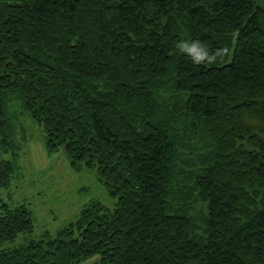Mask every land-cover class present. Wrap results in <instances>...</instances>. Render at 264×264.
I'll list each match as a JSON object with an SVG mask.
<instances>
[{"label": "trees", "instance_id": "16d2710c", "mask_svg": "<svg viewBox=\"0 0 264 264\" xmlns=\"http://www.w3.org/2000/svg\"><path fill=\"white\" fill-rule=\"evenodd\" d=\"M211 51L194 65L176 48ZM27 116L97 202L51 235L0 203V264H264V9L253 0H0V191ZM23 131V130H21Z\"/></svg>", "mask_w": 264, "mask_h": 264}, {"label": "rangeland", "instance_id": "374dc122", "mask_svg": "<svg viewBox=\"0 0 264 264\" xmlns=\"http://www.w3.org/2000/svg\"><path fill=\"white\" fill-rule=\"evenodd\" d=\"M253 1L264 9V0ZM20 122L23 129L19 127L16 134L20 146L18 170L10 187L0 191V203L11 208L24 205L31 214L33 231L3 244L2 248L7 250L38 240L45 232L55 234L74 222L90 203L97 202L109 210L115 206V199L107 194L94 171H72L62 150L46 155L42 129L32 124L27 116Z\"/></svg>", "mask_w": 264, "mask_h": 264}, {"label": "clouds", "instance_id": "9594fccd", "mask_svg": "<svg viewBox=\"0 0 264 264\" xmlns=\"http://www.w3.org/2000/svg\"><path fill=\"white\" fill-rule=\"evenodd\" d=\"M176 48L188 61L194 65L213 63L222 50L211 51L205 43L198 39H183L177 42Z\"/></svg>", "mask_w": 264, "mask_h": 264}]
</instances>
